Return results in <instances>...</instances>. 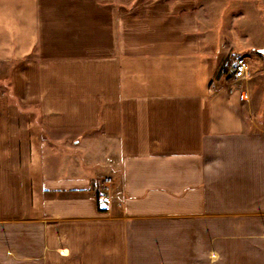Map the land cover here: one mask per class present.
Instances as JSON below:
<instances>
[{
  "label": "crops",
  "instance_id": "crops-1",
  "mask_svg": "<svg viewBox=\"0 0 264 264\" xmlns=\"http://www.w3.org/2000/svg\"><path fill=\"white\" fill-rule=\"evenodd\" d=\"M199 1L0 0V264H264V116Z\"/></svg>",
  "mask_w": 264,
  "mask_h": 264
},
{
  "label": "rangeland",
  "instance_id": "rangeland-1",
  "mask_svg": "<svg viewBox=\"0 0 264 264\" xmlns=\"http://www.w3.org/2000/svg\"><path fill=\"white\" fill-rule=\"evenodd\" d=\"M199 4L201 42L217 74L243 86L245 82L232 79V65L237 56L249 58L247 83H255L251 95L259 106L254 122L260 123L264 116V55L258 49L264 48V4L237 0H200Z\"/></svg>",
  "mask_w": 264,
  "mask_h": 264
},
{
  "label": "built area",
  "instance_id": "built-area-1",
  "mask_svg": "<svg viewBox=\"0 0 264 264\" xmlns=\"http://www.w3.org/2000/svg\"><path fill=\"white\" fill-rule=\"evenodd\" d=\"M250 74V60L246 56H237L232 65V79L234 80H244L249 77ZM112 178L110 176H105L100 182L97 188L96 196L99 199H104L106 193L109 190V185Z\"/></svg>",
  "mask_w": 264,
  "mask_h": 264
},
{
  "label": "water",
  "instance_id": "water-1",
  "mask_svg": "<svg viewBox=\"0 0 264 264\" xmlns=\"http://www.w3.org/2000/svg\"><path fill=\"white\" fill-rule=\"evenodd\" d=\"M258 52L264 55V48L258 49Z\"/></svg>",
  "mask_w": 264,
  "mask_h": 264
}]
</instances>
